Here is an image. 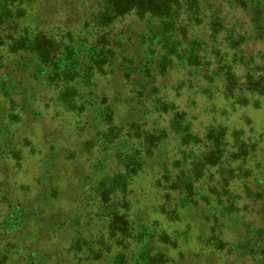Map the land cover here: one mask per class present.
I'll return each instance as SVG.
<instances>
[{
  "label": "rangeland",
  "instance_id": "1",
  "mask_svg": "<svg viewBox=\"0 0 264 264\" xmlns=\"http://www.w3.org/2000/svg\"><path fill=\"white\" fill-rule=\"evenodd\" d=\"M19 2L17 21L52 33L55 54L78 39L114 54H85L96 74L78 99L64 62L47 61L49 77L0 44V240L22 247L14 264H264V0H183L184 31L167 37L183 52L156 72L144 65L162 43L146 50L136 15L100 25L90 0L6 6Z\"/></svg>",
  "mask_w": 264,
  "mask_h": 264
},
{
  "label": "trees",
  "instance_id": "2",
  "mask_svg": "<svg viewBox=\"0 0 264 264\" xmlns=\"http://www.w3.org/2000/svg\"><path fill=\"white\" fill-rule=\"evenodd\" d=\"M6 1L0 6L2 8L0 10V44H7L8 47L12 52L16 51H27L28 53L34 54V58L37 60L39 70H47L48 68L45 66L47 61H50L52 64L59 65L60 63L64 62V66L67 68V72L72 75V82L69 85L68 90H71V93L73 92L75 98L83 99V94H80L81 90L86 88V91L89 92L93 91L92 89L89 90V88L94 84L95 74L96 71L87 69L85 60H82L85 57V54L88 55V61L89 63L95 62L97 64H102L103 62H108V64L112 61L113 55L112 50L109 52H103L102 46H99L97 43L92 41H86L87 44L84 43L83 40H75L72 43H69L66 47H64L62 50H60V54H55V51L52 50V48L56 47L57 44L54 40V35L52 33L38 31L35 32L33 35H31V32L34 30H26L23 28L22 21L17 19L24 14L21 13V9L24 11V7L21 2L18 3V8L15 10H12L6 6ZM9 1V0H8ZM92 2V7L94 9L92 10V13H90L89 17L91 18L92 22L99 23L100 25H109L111 24L118 16H123L128 13H132L136 15V17L142 21H145L148 27V32H150L149 41L144 40L143 44L148 51L150 50L151 46L149 45L151 41H156V44L162 43L161 46L156 48V54L157 59L156 63L152 66V62H150L149 58V65L146 63L144 65L145 69L147 71H154L156 72L158 68L162 69L166 65H168L171 62L172 56L170 54L172 52L181 53L183 52V48L180 47L178 41H172L170 43V35L169 32L172 28L176 27V24H178L177 28L181 31H184L185 28V22L186 19L184 17V14L180 13L179 6L183 4V0H90ZM193 1L196 6L198 0H191ZM22 5V6H20ZM14 11V12H13ZM12 18V20H10ZM6 26H5V25ZM17 29V30H16ZM5 32V34H4ZM16 32L17 35L14 33ZM6 35H11L6 36ZM2 36H6L5 39H7L8 42H3ZM151 37V38H150ZM169 40H168V38ZM159 39V41H157ZM154 44V43H152ZM179 47V48H177ZM109 49V48H108ZM147 51V53H148ZM112 53V54H110ZM177 55V54H176ZM102 56V57H101ZM180 58H183V61H189V58H191L190 55L188 57L186 55H179ZM178 57V56H177ZM132 59V58H131ZM62 61V62H61ZM167 61H170L167 64ZM129 63L131 61H127L126 71H128ZM49 70V69H48ZM50 70L47 72V75L50 77ZM64 74V73H62ZM54 75H58V73L54 72L51 77ZM62 93H67V91H63ZM60 94V96H61ZM69 94V93H68ZM67 97V96H66ZM65 97V98H66ZM77 99V101H78ZM75 101V99H74ZM104 103V102H101ZM99 103V104H101ZM108 104V103H107ZM174 124H176L174 122ZM151 132L150 138L157 134L156 132H153L151 129L149 130ZM160 132H163L162 130ZM177 132V131H176ZM158 135V134H157ZM149 139V138H148ZM146 136H143V139L141 142L144 144L147 140ZM141 163L142 159H146L147 155L144 153V151L139 152ZM129 158H134V154L128 155ZM127 157V158H128ZM168 167V166H167ZM167 167L165 166L162 171L165 172ZM161 173V174H162ZM163 176V174H162ZM176 180V178H174ZM173 180V181H174ZM163 183V181H161ZM189 187H191L189 185ZM168 195V193H167ZM176 204L179 203L178 201ZM181 205V204H180ZM175 210L177 208L175 207ZM160 211L164 214H167L165 211L164 205L160 207ZM11 228V227H10ZM9 228V229H10ZM161 233L167 237V234L165 231L160 230ZM145 241V238L141 237V240L139 241V246L141 247L142 244ZM166 242V240H163ZM22 250V247L18 244H16L13 247L8 246L4 241L0 240V264H14L13 261H17L18 259L15 257V252H19ZM121 256V255H119ZM144 262L146 260H152L154 257L148 256L141 258ZM34 264H39L34 263Z\"/></svg>",
  "mask_w": 264,
  "mask_h": 264
}]
</instances>
